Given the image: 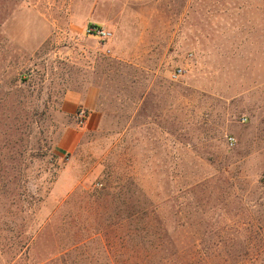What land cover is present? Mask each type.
I'll return each instance as SVG.
<instances>
[{"label": "rangeland", "instance_id": "obj_1", "mask_svg": "<svg viewBox=\"0 0 264 264\" xmlns=\"http://www.w3.org/2000/svg\"><path fill=\"white\" fill-rule=\"evenodd\" d=\"M0 264H264V0H0Z\"/></svg>", "mask_w": 264, "mask_h": 264}, {"label": "crops", "instance_id": "obj_2", "mask_svg": "<svg viewBox=\"0 0 264 264\" xmlns=\"http://www.w3.org/2000/svg\"><path fill=\"white\" fill-rule=\"evenodd\" d=\"M128 1L142 2L145 0H128ZM96 99H97V89L95 87H89L87 88V90L84 92L83 95L74 92H68L67 94H65L63 101L61 103V107L63 108V111L67 115H70L75 120L80 117L79 115L80 112L85 111L86 116L85 119L83 120V123L88 124L89 127H93L95 119L97 118L96 117L97 115L95 113ZM80 129L82 128H79L78 124L74 125V123L71 126L67 127L63 131L62 137L60 138V146L65 147V146L73 145L77 141Z\"/></svg>", "mask_w": 264, "mask_h": 264}, {"label": "built area", "instance_id": "obj_3", "mask_svg": "<svg viewBox=\"0 0 264 264\" xmlns=\"http://www.w3.org/2000/svg\"><path fill=\"white\" fill-rule=\"evenodd\" d=\"M84 33L89 37L97 38L101 41H106L111 36V32L103 24L94 21H90L86 24L84 27ZM183 72L184 69L182 67H175L170 73V78L172 80H177L182 76ZM241 121H246L245 117H242ZM226 141L229 146L235 144V138L233 136H228Z\"/></svg>", "mask_w": 264, "mask_h": 264}]
</instances>
